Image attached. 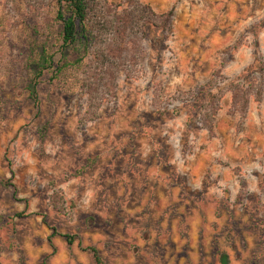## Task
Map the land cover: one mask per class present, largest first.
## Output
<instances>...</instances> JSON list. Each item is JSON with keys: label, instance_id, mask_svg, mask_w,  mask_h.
Returning <instances> with one entry per match:
<instances>
[{"label": "rangeland", "instance_id": "obj_1", "mask_svg": "<svg viewBox=\"0 0 264 264\" xmlns=\"http://www.w3.org/2000/svg\"><path fill=\"white\" fill-rule=\"evenodd\" d=\"M142 1L173 29L89 121L57 5L0 0V264H264V0Z\"/></svg>", "mask_w": 264, "mask_h": 264}, {"label": "trees", "instance_id": "obj_2", "mask_svg": "<svg viewBox=\"0 0 264 264\" xmlns=\"http://www.w3.org/2000/svg\"><path fill=\"white\" fill-rule=\"evenodd\" d=\"M46 1L57 5L56 20L62 24L61 41L66 61L57 73L70 64L83 67L85 80L81 89L88 97L89 121L99 118L105 103L117 99L121 74L129 79L143 74L147 58L144 41L151 29L165 32L173 29V10L160 13L142 0H36L35 3L30 0L29 5L46 6ZM69 56L73 59L68 60ZM52 62V56L45 57L42 68H49ZM33 95L37 99L36 91ZM234 103L239 104L240 112H246L247 102L243 100L239 86H234ZM206 118L209 130L213 131L210 112ZM54 207L59 213L65 212L55 201ZM64 237L70 244L74 242V236ZM88 250L92 252L95 264H105L98 248L89 247ZM222 261L229 264L228 256L223 255Z\"/></svg>", "mask_w": 264, "mask_h": 264}]
</instances>
